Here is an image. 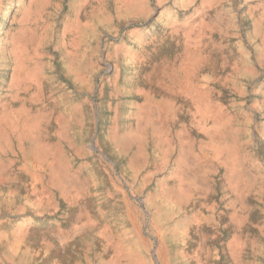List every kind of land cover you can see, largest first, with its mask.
I'll return each mask as SVG.
<instances>
[{
	"label": "rangeland",
	"instance_id": "rangeland-1",
	"mask_svg": "<svg viewBox=\"0 0 264 264\" xmlns=\"http://www.w3.org/2000/svg\"><path fill=\"white\" fill-rule=\"evenodd\" d=\"M72 1L38 0L28 16L22 10L29 0L23 9H13L17 19L12 16L5 29L16 30L18 18L30 25L29 65L37 79L10 96L12 70L8 55L0 57V109L39 115L41 136L60 140L70 171L93 176L86 190L89 209L103 211L115 225L137 207L142 231L155 246L159 235L144 200L173 160L158 166L153 129L146 124V162L132 175L129 155L120 154L111 138L138 128L135 111H146L155 124L163 120L174 146L185 135L200 162V186L185 208L195 222L178 242L188 255L180 264H264V7L249 12L258 0H87L73 12ZM258 3L264 6V0ZM75 13L74 27L63 33ZM257 17L263 20L260 33L254 32ZM65 48L82 59L78 78L66 69ZM195 96L212 106L203 122L195 113ZM62 116L73 122L68 137L60 139ZM217 116L227 122L228 138L234 135L229 140L255 175L254 185L236 191L225 181L226 164L214 159L207 145V129ZM5 156L11 166L9 176L0 179V225L28 220L43 229L69 226L74 206L54 187L42 188L46 181L36 182L39 192L48 190L42 195L30 191L22 155ZM34 196L44 198V205H32ZM30 244L37 262L48 258L39 240ZM65 254L77 250L69 247Z\"/></svg>",
	"mask_w": 264,
	"mask_h": 264
},
{
	"label": "bare ground",
	"instance_id": "bare-ground-1",
	"mask_svg": "<svg viewBox=\"0 0 264 264\" xmlns=\"http://www.w3.org/2000/svg\"><path fill=\"white\" fill-rule=\"evenodd\" d=\"M36 1L38 2V0H29L30 6L24 8L27 0H0V57L8 55V63L12 70L10 96L13 97L19 89L37 79L34 67L29 65L32 58L29 56L28 46L33 35L30 25L20 18L16 30L7 32L5 27L12 18L15 7L18 10L24 8L22 14L28 16ZM85 1L87 0H73L70 4L71 10L77 12ZM212 1L204 0V3L210 4ZM258 2L259 0L249 6L250 13H253L258 6L264 7ZM72 17L74 18H68L64 22L63 33L74 27L77 13ZM13 18L17 19V16L14 15ZM262 24L261 18H254L255 33L263 30ZM73 44L76 45V42ZM63 54L70 63L66 64L67 71L78 78L83 67L82 59H76L79 54L76 51L72 53L68 48L64 49ZM37 95L38 92L35 90L31 96L35 99ZM193 104L199 120L202 122L207 120L209 113L212 112V106L201 96H195ZM159 111L160 118L165 117L161 108ZM135 113L140 120L138 128L134 131L125 130L111 138L120 154L129 155L128 168L131 169L132 175H137L146 162L143 149L146 135L142 130L146 124L153 129L152 136L158 148V166H166L169 160H173L174 163V166L157 181L155 189L146 194L144 200L149 210L150 223L159 235L157 245L155 246L149 236L143 233L141 228L143 215L137 207L130 208L124 217L118 218L119 224L115 225L103 211L94 213L89 209L86 190L94 181L93 176H83L80 172L70 171L64 150L59 146L60 140L51 143L41 136L39 125L42 119L39 115L25 117L20 112L13 115L9 109L2 108L0 109V179L9 176L8 170L11 164L9 159L6 160L5 154L17 151L22 155V168L30 180V183L24 186L33 193L42 195L48 190L39 192L36 182L46 181L47 186L42 184V188L54 187L68 206H74L75 210L67 227L56 225L43 229L28 220L15 226L0 225V264L184 263L188 255L181 250L178 242L184 241L187 230L192 228L195 222V216L186 212L185 208L192 201L194 191L200 186L199 157L192 152L190 141L185 135L180 139L178 147H175L162 130L163 120L155 124L146 111H135ZM59 121L61 126L58 129V136L60 139L67 138L73 119L62 116ZM226 127L227 122L221 121L219 116L215 117V124L207 129L209 138L207 145L214 159L226 164L227 171L224 178L227 184L238 191L244 186L254 185L256 178L247 169L244 161L238 158L235 140L232 142L229 140L234 138V135L231 134L228 138ZM69 144L72 145V141ZM31 198L32 205L39 207L45 203L44 198L39 200L34 199L35 196ZM169 208H173V212ZM32 240H39L44 246L43 249L49 252L48 258L43 262H37L31 249ZM69 247L76 249L77 255L67 256L65 251ZM232 251L237 254L238 243L232 245Z\"/></svg>",
	"mask_w": 264,
	"mask_h": 264
}]
</instances>
